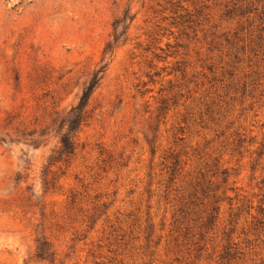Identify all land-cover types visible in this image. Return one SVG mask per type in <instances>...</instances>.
Listing matches in <instances>:
<instances>
[{"label":"rangeland","instance_id":"374dc122","mask_svg":"<svg viewBox=\"0 0 264 264\" xmlns=\"http://www.w3.org/2000/svg\"><path fill=\"white\" fill-rule=\"evenodd\" d=\"M263 11L0 0V264H264ZM103 67L59 162L62 119Z\"/></svg>","mask_w":264,"mask_h":264},{"label":"trees","instance_id":"16d2710c","mask_svg":"<svg viewBox=\"0 0 264 264\" xmlns=\"http://www.w3.org/2000/svg\"><path fill=\"white\" fill-rule=\"evenodd\" d=\"M117 41L118 38H116L115 36L113 42L108 44V46L106 47L104 51L105 55H108L113 51V48L116 45ZM104 70L105 67H103L102 70H100L99 72L95 73L91 81L84 88L79 104L73 107L71 111L64 117V119H62V129H64L65 127H67V129L61 138V148L59 151L60 158L58 159L59 162L62 161L64 157L66 158V161H69L75 155V152L77 150V133L86 120V109L89 105L92 95L100 84V81L102 79L100 77V74L104 72ZM56 160L57 158L53 160V163L57 162ZM165 162L169 164L168 169L170 171V181L172 182L176 178V175L179 174V172L183 169V167L181 168V166L183 165L182 161L180 160L179 155L171 153L168 157L165 158ZM229 176L230 175H228L227 178H229ZM197 195L198 192L196 191L194 196L197 198ZM221 201L222 200L219 197L213 196V200L210 204L209 213L207 215V221L204 226L208 227L217 222L221 210ZM263 211L264 209L260 208V212ZM37 243L38 245L36 257L40 260H49L48 258L54 255V253L51 251L49 243L47 241L41 240H38ZM50 262L53 263L54 260H50Z\"/></svg>","mask_w":264,"mask_h":264}]
</instances>
